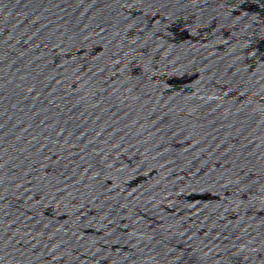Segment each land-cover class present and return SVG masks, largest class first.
Instances as JSON below:
<instances>
[{
	"label": "water",
	"instance_id": "95a60500",
	"mask_svg": "<svg viewBox=\"0 0 264 264\" xmlns=\"http://www.w3.org/2000/svg\"><path fill=\"white\" fill-rule=\"evenodd\" d=\"M0 264H264V0H0Z\"/></svg>",
	"mask_w": 264,
	"mask_h": 264
}]
</instances>
